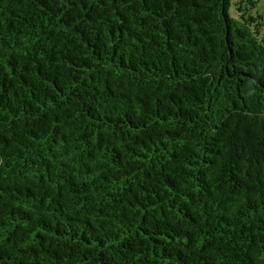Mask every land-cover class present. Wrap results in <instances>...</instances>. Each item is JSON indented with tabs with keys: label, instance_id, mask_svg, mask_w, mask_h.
I'll list each match as a JSON object with an SVG mask.
<instances>
[{
	"label": "trees",
	"instance_id": "trees-1",
	"mask_svg": "<svg viewBox=\"0 0 264 264\" xmlns=\"http://www.w3.org/2000/svg\"><path fill=\"white\" fill-rule=\"evenodd\" d=\"M255 6L0 0V264H264Z\"/></svg>",
	"mask_w": 264,
	"mask_h": 264
},
{
	"label": "rangeland",
	"instance_id": "rangeland-1",
	"mask_svg": "<svg viewBox=\"0 0 264 264\" xmlns=\"http://www.w3.org/2000/svg\"><path fill=\"white\" fill-rule=\"evenodd\" d=\"M256 1V6L253 10V14L254 15H261L263 16L264 19V0H255ZM231 14H233V11L231 10L230 12ZM262 35H264V27L262 28Z\"/></svg>",
	"mask_w": 264,
	"mask_h": 264
}]
</instances>
